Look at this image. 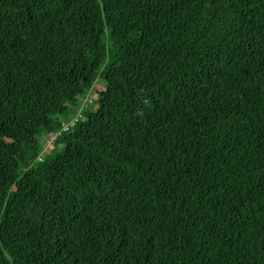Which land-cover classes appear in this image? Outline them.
<instances>
[{
  "label": "trees",
  "instance_id": "16d2710c",
  "mask_svg": "<svg viewBox=\"0 0 264 264\" xmlns=\"http://www.w3.org/2000/svg\"><path fill=\"white\" fill-rule=\"evenodd\" d=\"M0 264H264V0H0Z\"/></svg>",
  "mask_w": 264,
  "mask_h": 264
},
{
  "label": "rangeland",
  "instance_id": "374dc122",
  "mask_svg": "<svg viewBox=\"0 0 264 264\" xmlns=\"http://www.w3.org/2000/svg\"><path fill=\"white\" fill-rule=\"evenodd\" d=\"M96 83H97V85H98V84H99V81H96ZM97 106H98V102H97V100H95L94 103L91 104V108H92V109H96ZM52 144H53V143H52V140H50V139H48V138L45 139V141H44V146H45V147H51Z\"/></svg>",
  "mask_w": 264,
  "mask_h": 264
},
{
  "label": "built area",
  "instance_id": "2783aa9c",
  "mask_svg": "<svg viewBox=\"0 0 264 264\" xmlns=\"http://www.w3.org/2000/svg\"><path fill=\"white\" fill-rule=\"evenodd\" d=\"M67 127H68V125H65L63 130H66ZM57 135H58V133H51L47 138L53 141L54 138H56Z\"/></svg>",
  "mask_w": 264,
  "mask_h": 264
}]
</instances>
